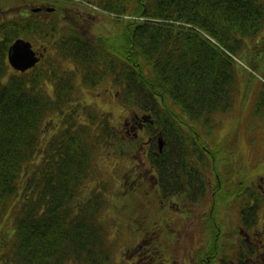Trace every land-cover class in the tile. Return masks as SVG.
Returning <instances> with one entry per match:
<instances>
[{
    "label": "trees",
    "instance_id": "obj_1",
    "mask_svg": "<svg viewBox=\"0 0 264 264\" xmlns=\"http://www.w3.org/2000/svg\"><path fill=\"white\" fill-rule=\"evenodd\" d=\"M23 1L3 0L1 6ZM51 1L58 9L70 0H38L37 6ZM93 2L100 7H91L96 12L113 13V33L86 35L20 6L0 20V264H117L123 242L110 218L147 191L164 202L181 196L195 203L215 185L224 200L239 199L248 232L264 206V194L243 179V166L237 182L222 184L221 175L234 179L223 171L235 165L234 151L213 138L224 117L243 109L242 80L245 87L248 82L246 96L258 89L264 108V76L254 84V72L244 80L238 70L245 63L264 73V58L259 65L251 61L252 50L264 44V0ZM19 37L43 41L49 52L34 67L11 71L7 53ZM106 83L112 103L130 111L137 129L125 134L112 119L122 113L102 109L97 100L105 97ZM88 93L96 99L89 102ZM258 113L264 117V110ZM141 138L147 142V173L140 168L123 178L120 164L118 181L103 173L100 156L117 152L125 160L141 150ZM140 171L143 181L134 182ZM209 172L216 175L211 182ZM211 214L216 216L214 209ZM214 227L212 220L204 247L209 262L220 250ZM152 251L146 260L139 250L137 261L153 264L159 258ZM222 260L234 264L228 256ZM257 264H264L262 258Z\"/></svg>",
    "mask_w": 264,
    "mask_h": 264
},
{
    "label": "rangeland",
    "instance_id": "obj_2",
    "mask_svg": "<svg viewBox=\"0 0 264 264\" xmlns=\"http://www.w3.org/2000/svg\"><path fill=\"white\" fill-rule=\"evenodd\" d=\"M93 1L96 0H85V2L70 0L65 2L64 5L59 6L57 13L59 15L67 14L69 18L73 17L72 20L74 21H72L69 26H72L77 31H81L84 28L81 26L82 19H86L90 10H94V8L91 7H98L96 10L100 11V7L98 5L94 6L96 2ZM99 1L107 3V1L110 2L113 0ZM1 4H3V0H0V20L3 16L19 13L20 8L25 9L24 5H27L26 9L27 7L29 9L30 7L39 5L38 0L36 4L35 2H30V0H24L22 3H19L23 5L18 4L20 8L16 6L17 4H12L11 7L7 4L1 6ZM47 5L51 6L52 4L49 3ZM131 5V3L128 4L126 9L130 10ZM101 10V13L94 10L98 15L100 14V16L94 19L92 23L89 21V26H86L88 27L87 32H89L90 36L109 34L113 33L114 29H118L113 19V13H109V11L103 9ZM77 24H79V26ZM39 44H44V42H39ZM252 58L251 61L258 63V65L261 64V58H264V44L262 42L252 50ZM244 59L248 61V58ZM241 65L243 69L239 68L238 70L244 73L242 74L244 80L245 76L246 78L250 77L251 71L256 74L252 79L254 84L259 83L261 81L260 79H263L264 73L260 65V68L258 67L256 70L249 66V68H247L245 63H241ZM10 70L14 71L16 69L10 65ZM245 81L246 87L245 82L242 80L241 89L238 93L239 97H241L238 99V105L242 99L241 103L244 105L243 109L239 110L237 107L236 110L239 111L236 113V116L230 113L227 117H224L222 122L223 127L221 126L223 130H220L218 133H214V131L213 138L215 141L223 142L224 147H227V152L234 151L232 153H234L233 161H235L234 166L236 167V172L232 170L234 166L223 169L227 175L230 174L234 179L228 180L226 176L221 175L222 184L231 187L232 184L237 182L241 178L240 167L243 166L245 172L243 174V179L251 183V188L254 192H261L264 194V117L263 114L258 113L260 110H264V108L257 103L259 97L257 94L258 89L252 88L250 94L246 96L248 82L247 80ZM96 92L98 93V91ZM102 92L105 97L101 96L97 100L98 103L103 106V108L101 107L102 109L106 108L114 110L115 113H122V116L119 114L118 119H112L121 125L119 130L127 134V131H131V128H133L135 124L132 123L130 111H121V109H123L122 104L120 108L117 104L114 105L112 103L113 101H111L110 95L113 89L110 87L109 83H106L105 89ZM88 95L87 100L89 102L96 99L93 93H88ZM249 110H252L253 116L251 114L249 117L247 112ZM240 111L243 114H240ZM254 115H258L257 119ZM246 120L247 122L245 124ZM140 142H142L141 150L138 147L137 150L129 153L128 157L124 155L125 160L117 157V152L116 154L110 153L111 155L105 152L104 156H100L99 164L103 173L107 176H109L108 173H113L115 179L118 181L119 173L117 170H119V164L122 166L121 173L123 178H128L127 174L129 175V172L134 174L135 171L140 168L147 173L145 169L147 164L145 146L147 142L145 138H141ZM220 154L222 153H217V155ZM134 163L135 169L128 171ZM219 167L221 168V162L219 163ZM141 174L142 172L140 171L138 173L140 180L133 181H143L141 179ZM208 177L209 182L216 179L215 173L209 172ZM215 188V185H209L207 194L202 201H197L195 203L189 202L187 205L185 204V198L179 197L176 202L170 200L169 203L171 204H169L161 200L159 196L156 198L150 195L151 193L148 191L142 196L139 194L138 198H136L135 195L134 198L129 199V205L133 206L129 210L124 208L121 212H115L117 217L113 216L110 218L112 220H117L114 235L120 236L123 242V245L120 247L115 257L117 264H143L141 259L138 261L136 259L139 250L146 254V260H148L151 249H153L152 253L155 255V258H159L156 261H152L153 264H218L217 262L222 264V259L225 256H228V259L232 260L236 255L240 256L242 261L246 260V264H249L251 261H255V264H257L258 257L262 258L264 261V204H262L263 208L260 209L254 227L249 230L252 239L255 240L256 237H259L262 240L260 247H257L254 242L249 243L245 240L246 232L248 231L242 225V216L240 212L241 204L239 199L237 200L236 197H232L231 199L224 200L219 195L220 190L217 192L213 191ZM215 197L217 206H214ZM174 199L175 198H173V200ZM212 209L216 212V216L211 214ZM4 214V209L0 206V219ZM212 220L215 226L213 232L219 237L216 244L217 247H220V250L218 251L219 253H215V255H217L216 259L213 255V260L209 262V257L207 255H209L210 250L204 247L208 241V236L212 234L210 231ZM239 229L242 230V234L238 235V233H240ZM203 248L205 251L199 254ZM217 249L218 248H215V250ZM221 249L223 251H221ZM248 256L249 259H247ZM200 257L201 260H198Z\"/></svg>",
    "mask_w": 264,
    "mask_h": 264
},
{
    "label": "flooded vegetation",
    "instance_id": "obj_3",
    "mask_svg": "<svg viewBox=\"0 0 264 264\" xmlns=\"http://www.w3.org/2000/svg\"><path fill=\"white\" fill-rule=\"evenodd\" d=\"M59 1V0H58ZM84 2H85V0H83ZM82 1V2H83ZM97 1H99V0H97ZM52 5L51 6H48L47 4L46 5H43V6H41V4H40V6L38 7H30L29 9H28V7H27V9H26V6H25V9L27 10V12H30V15H32L33 17H37V18H39V19H42V20H45L46 22H49L50 20H52V21H68V23L67 22H65V23H67L68 25H70L69 23H71L72 21H74V20H72L73 19V17L72 18H69V15H67V14H64V15H59L57 12V6H58V4H57V2H55V1H51L50 2ZM103 3V2H102ZM62 3H60L59 4V6L61 5ZM55 5V6H54ZM100 16V14L98 15L94 10H90V12L88 13V16L86 17V19H82V23H81V26H83L84 28L81 30V31H78V32H83V33H85L86 35H88L89 34V32H87L88 31V27H86V26H89V21H90V23H92L93 22V20L94 19H96V18H98ZM75 19V18H74ZM78 26H79V24H77ZM80 30V29H79ZM42 42V41H41ZM33 47L37 50V52H38V54H40L41 52L42 53H44V55L43 56H41V58H45L46 57V55H47V53L49 52V47L48 46H45L44 44H35V43H33ZM40 62V61H39ZM127 123V122H126ZM145 125V123H141L139 126H144ZM136 129L138 128V126H134ZM160 144V143H159ZM161 148V147H160ZM179 197H181V196H178L177 198H179ZM177 198L176 199H174V200H172V201H174V202H176V200H177ZM189 202H192V201H189V200H185V204L187 205ZM169 204H171V203H169ZM240 230V234H242L241 232H242V230L241 229H239ZM247 233V234H246ZM245 234H246V236H245V238H246V240L248 239V240H250V239H252L251 237H250V234H249V232H246ZM253 242L257 245V247H260V244H262V243H259L260 242V240H259V237H256V239L254 240L253 239ZM232 261L234 262V264L235 263H240V262H242V260H241V257L240 256H238V255H236L235 256V258H233L232 259ZM218 264H219V262H217Z\"/></svg>",
    "mask_w": 264,
    "mask_h": 264
},
{
    "label": "water",
    "instance_id": "obj_4",
    "mask_svg": "<svg viewBox=\"0 0 264 264\" xmlns=\"http://www.w3.org/2000/svg\"><path fill=\"white\" fill-rule=\"evenodd\" d=\"M44 53L38 54L33 47L31 40L19 37L11 45L8 50V59L10 64L20 71H25L34 67L40 60ZM160 146H163V141L160 139Z\"/></svg>",
    "mask_w": 264,
    "mask_h": 264
}]
</instances>
